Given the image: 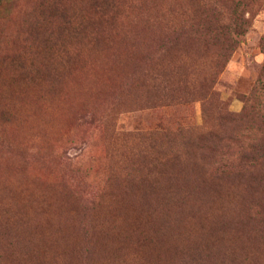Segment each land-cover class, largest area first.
I'll return each instance as SVG.
<instances>
[{"label":"rangeland","instance_id":"374dc122","mask_svg":"<svg viewBox=\"0 0 264 264\" xmlns=\"http://www.w3.org/2000/svg\"><path fill=\"white\" fill-rule=\"evenodd\" d=\"M231 1L212 96L206 57L157 65L199 45L200 0H0V264H264V158L239 151L264 137V0ZM94 73L52 141L24 127Z\"/></svg>","mask_w":264,"mask_h":264},{"label":"trees","instance_id":"16d2710c","mask_svg":"<svg viewBox=\"0 0 264 264\" xmlns=\"http://www.w3.org/2000/svg\"><path fill=\"white\" fill-rule=\"evenodd\" d=\"M240 5H236L233 1L228 3V0H200L199 8L197 7L194 13V19L198 22L192 23L189 29L181 26L178 28L179 32L177 33L178 39L187 38L186 40L196 41L199 45L190 47L189 43L184 45L178 44L173 48L162 47L158 52L162 53L163 57L157 65L162 66L161 62L164 60L163 58L170 55V53L183 55L195 51L194 53H197L200 58L203 59L206 57V60H203V62L205 63L204 67L209 78L208 95L211 93L213 96L220 72L227 65L232 54L239 48L248 26V21L244 16V9ZM207 56L209 57L208 59ZM117 72L118 75L116 76L115 83H117L119 73L121 72L120 64L116 66ZM142 72L147 77V80H149L151 74L155 75L153 69L149 71L146 67L142 68ZM261 83L264 88V76H262ZM123 97L125 96L119 95V98L116 100L120 101ZM154 100V97H150L146 101L153 102ZM257 117L264 123V116L262 117V115L258 114ZM192 136H195L198 140H202L205 137L202 133H193ZM183 137L185 138L186 135L183 134ZM190 137L191 135H189V139L183 141L191 144L195 143ZM149 139L152 140L153 137L151 136ZM210 141H212L214 146L223 148L225 139L214 133L210 137ZM252 142V144H244L241 146L239 151L244 152L245 156L247 154H255L264 158V137L261 142L257 138H254ZM16 197L20 198L21 196L16 194Z\"/></svg>","mask_w":264,"mask_h":264},{"label":"bare ground","instance_id":"6f19581e","mask_svg":"<svg viewBox=\"0 0 264 264\" xmlns=\"http://www.w3.org/2000/svg\"><path fill=\"white\" fill-rule=\"evenodd\" d=\"M139 51V50H138ZM121 53V52H120ZM139 54V53H138ZM120 55V54H119ZM133 57V56H132ZM121 59V58H120ZM117 61V60H116ZM112 64V63H111ZM116 65V64H115ZM110 66H113V65H110ZM109 67V66H108ZM111 68H113V67H111ZM105 69H108V68H105ZM105 69H103L104 71H105ZM98 70V69H97ZM103 70H101V71H103ZM100 71V69L97 71V72H99ZM103 71V72H104ZM110 71H112V70H110ZM96 72V71H95ZM96 72V73H97ZM132 72V71H131ZM96 73H94L93 74V76H90V77H83V78H79L78 80H76L74 83H71L70 85H68L65 89H64V93H63V95L61 94L60 95V101L59 102H57V103H55L53 106H51L50 107V110L48 111V113H46V114H44V117L42 118V119H33V118H27V119H25V120H23V124H24V127L25 128H27V129H33V131L35 130V129H38V128H40L39 126H41V132H40V134L42 133L43 135H45V137H48L49 139H50V136L53 134V133H55L54 131H55V129L59 126L58 124L60 123H62V121H63V115H62V113L64 112V110L66 109V108H69L70 106V103L72 104V102L77 98V97H79L80 96V93H82L83 92V85H84V83L87 81V80H89V81H92V82H94L95 83V81H96V83L98 82L97 80L98 79H96V78H98L97 77V74ZM106 73L107 74H109L108 72H107V70H106ZM129 73V72H128ZM100 74H102V73H100ZM100 74H98V75H100ZM104 74H105V72H104ZM105 75V77H109L108 75ZM112 73H110V75H111ZM113 75V74H112ZM111 75V76H112ZM103 77H101V79H102ZM111 78V77H110ZM124 78V77H123ZM100 80V79H99ZM105 80L107 81L108 79H106L105 78ZM105 80H104V82H105ZM101 81V80H100ZM103 82V81H102ZM102 82H100V83H97V85L99 84V85H101V83ZM96 83H95V85H96ZM103 84V83H102ZM98 87V86H97ZM102 87V86H101ZM85 94V93H84ZM63 114H66V112L65 113H63ZM22 128V126H18L17 127V131H19L20 129ZM59 128H60V126H59ZM59 128H57V129H59ZM39 130V129H38ZM38 130H36V131H38ZM39 132V131H38ZM36 134H37V132H36ZM55 135H56V133H55ZM38 136V135H37ZM45 137H42L43 139L45 138ZM52 138V137H51ZM54 138V137H53ZM46 139V138H45ZM48 140V139H47ZM46 140V141H47ZM51 140V139H50ZM43 141V140H42ZM52 141V140H51ZM50 142V141H49ZM48 142V143H49ZM45 143V142H44ZM131 242V241H130ZM129 243V242H128ZM133 244V243H132ZM131 244V245H132ZM134 246V245H133ZM136 246V245H135ZM130 248V247H129ZM134 249V248H133ZM140 249V248H139ZM138 249V250H139ZM132 250V249H131ZM133 251H135V250H133ZM136 251H137V249H136Z\"/></svg>","mask_w":264,"mask_h":264}]
</instances>
